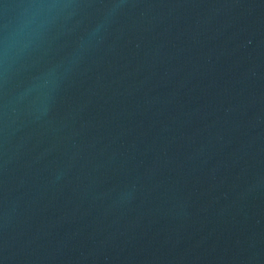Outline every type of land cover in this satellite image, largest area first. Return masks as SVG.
Returning <instances> with one entry per match:
<instances>
[{"label": "water", "instance_id": "1", "mask_svg": "<svg viewBox=\"0 0 264 264\" xmlns=\"http://www.w3.org/2000/svg\"><path fill=\"white\" fill-rule=\"evenodd\" d=\"M0 264H264V0H0Z\"/></svg>", "mask_w": 264, "mask_h": 264}]
</instances>
